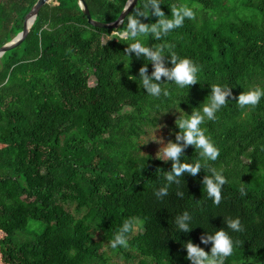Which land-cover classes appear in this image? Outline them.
Returning <instances> with one entry per match:
<instances>
[{
  "label": "trees",
  "instance_id": "16d2710c",
  "mask_svg": "<svg viewBox=\"0 0 264 264\" xmlns=\"http://www.w3.org/2000/svg\"><path fill=\"white\" fill-rule=\"evenodd\" d=\"M36 1L0 0V47L23 30ZM126 1L84 0L105 24ZM182 6L195 19L164 34L162 20ZM129 15L156 31L112 36ZM116 30L90 26L76 0H50L0 58V264H193L184 245L210 253L201 237L220 229L239 242L225 264H264V98L237 105L244 91L264 88V0H137ZM136 40L163 46L166 68L172 54L191 59L197 83L181 88L162 77L152 82L168 95H149L139 70L147 65L151 80L153 63L126 52ZM216 84L232 95L201 127L220 156L206 160L185 147L180 162H200L201 171L169 182L173 161L142 154L139 140L172 116L171 142L183 146L177 119L201 110ZM210 168L228 181L219 206L203 183ZM185 212L188 232L177 222ZM228 218H239L243 231L228 229ZM129 219L128 246L111 248Z\"/></svg>",
  "mask_w": 264,
  "mask_h": 264
},
{
  "label": "clouds",
  "instance_id": "9594fccd",
  "mask_svg": "<svg viewBox=\"0 0 264 264\" xmlns=\"http://www.w3.org/2000/svg\"><path fill=\"white\" fill-rule=\"evenodd\" d=\"M127 7H131V0ZM127 10V9H126ZM156 14L163 17L164 13L156 6ZM172 19L162 20L163 33L173 30L177 27H181L185 18L195 19V12L192 8L182 6L179 8L173 7ZM156 28L153 26L151 29L143 24H140L137 16L129 15L127 18V28L124 30H116L111 33L112 36L118 39H124L126 36L131 35L132 38H136L138 35L146 34L148 32H155ZM156 38H160V34H156ZM135 51L137 56L144 54L154 65V72L152 79L147 75V65L139 70V75L142 80L143 88L147 89L149 95L159 97L161 94L167 96L168 92L162 89L160 83H154L152 80L160 82L162 77H166L169 82H174L178 87L191 86L197 83V74L199 71L198 66L189 58H178L175 54L171 55V63L173 67L171 69L166 68L163 63V46H157V50L153 51L148 47L142 45L138 40L131 43L126 49L128 55ZM232 95L231 88L228 86H221L219 84L212 85L211 95L208 102L204 103L201 110H193V114L189 116H182L177 119L176 124L182 130L180 134H177V141H184V145L179 143L169 142L166 147L157 154L158 159L173 161L172 172L167 173L166 179L171 182L175 177L182 176L187 172L192 176H196L202 168L200 162L195 164L181 163L180 158L187 146H195L200 150L202 158L210 161H216L220 156L219 149L214 145L211 138L206 135L205 130L201 125L205 120H215L216 113L224 106L227 105L228 97ZM264 98V88L254 86L248 91H244L238 97L237 105L243 109L245 107L257 106L261 99ZM235 99V97H234ZM209 171L212 175L206 176L203 183L209 198L213 199L214 204L219 206L222 200V188L228 182L223 175L222 170L210 168ZM179 183V181H177ZM243 194V189L241 190ZM168 194V187L161 188L156 195L163 197ZM183 195V193H180ZM189 219L188 213L185 212L183 217H178L180 230L188 232L189 227L184 223V220ZM227 227L235 232L243 231V227L239 218H228ZM134 220L129 219L124 221L121 228L109 242L110 247L116 249L117 247L128 246L127 234L133 231ZM201 241L204 244L211 243L212 248L209 252L204 249L194 246L190 241L184 246L187 248L188 257L193 261V264H225V259L233 254L234 246L237 242H234L228 231L220 229L215 234L208 235L206 238L201 237Z\"/></svg>",
  "mask_w": 264,
  "mask_h": 264
},
{
  "label": "water",
  "instance_id": "95a60500",
  "mask_svg": "<svg viewBox=\"0 0 264 264\" xmlns=\"http://www.w3.org/2000/svg\"><path fill=\"white\" fill-rule=\"evenodd\" d=\"M50 0H37L32 9L29 13L25 16L24 23H23V30L18 33L11 41L0 47V58L3 56L4 53L7 51L16 48L19 46L24 39L27 37L31 26L33 25L36 16L38 15L40 9L49 3ZM82 14L86 17L87 23L97 29H108V30H116L118 29L122 22L124 21L125 17L129 14V12L135 6L137 0H131V7H127L130 0L126 1L124 9L120 13L119 17L111 23H101L99 21H95L91 18L87 5L85 4L84 0H76ZM127 9V10H126Z\"/></svg>",
  "mask_w": 264,
  "mask_h": 264
},
{
  "label": "rangeland",
  "instance_id": "374dc122",
  "mask_svg": "<svg viewBox=\"0 0 264 264\" xmlns=\"http://www.w3.org/2000/svg\"><path fill=\"white\" fill-rule=\"evenodd\" d=\"M109 39V37H107ZM174 117L170 116L161 122L155 128L149 129L139 140L142 154H150L157 158V154L171 142V125ZM158 159V158H157ZM161 161H167L160 159Z\"/></svg>",
  "mask_w": 264,
  "mask_h": 264
}]
</instances>
